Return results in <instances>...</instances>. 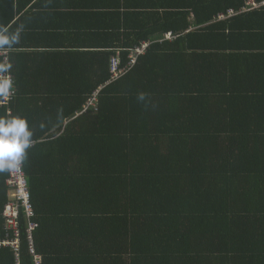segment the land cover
Wrapping results in <instances>:
<instances>
[{
    "label": "trees",
    "instance_id": "trees-1",
    "mask_svg": "<svg viewBox=\"0 0 264 264\" xmlns=\"http://www.w3.org/2000/svg\"><path fill=\"white\" fill-rule=\"evenodd\" d=\"M33 2L0 0V33L18 35L0 46L17 93L0 118L33 131L24 171L39 226L31 244L21 212L19 249L2 245L13 236L0 172V264H264L263 4L175 11L186 17L161 38L48 71L22 63ZM98 91V111L83 114Z\"/></svg>",
    "mask_w": 264,
    "mask_h": 264
},
{
    "label": "crops",
    "instance_id": "crops-1",
    "mask_svg": "<svg viewBox=\"0 0 264 264\" xmlns=\"http://www.w3.org/2000/svg\"><path fill=\"white\" fill-rule=\"evenodd\" d=\"M217 1L34 0L20 17V49L21 53H26L22 63L24 66L25 62L31 63L48 71L54 66L67 71L89 67L88 63L84 65L88 58L98 53L125 51L128 43L144 35L150 39L161 38L156 36L161 32L156 33L155 29L186 17L169 14L189 12V9L209 6ZM227 1H232L235 7L244 3L242 9L258 8L256 3L263 4L264 8V0ZM187 18L190 23L195 19L193 14Z\"/></svg>",
    "mask_w": 264,
    "mask_h": 264
},
{
    "label": "built area",
    "instance_id": "built-area-1",
    "mask_svg": "<svg viewBox=\"0 0 264 264\" xmlns=\"http://www.w3.org/2000/svg\"><path fill=\"white\" fill-rule=\"evenodd\" d=\"M233 13L232 10H229V14ZM224 15L220 16V19H223ZM174 35L167 34L166 40H172ZM142 48H136L134 54L131 56L130 64H134L138 57L142 55ZM0 57H3V62L5 65H9L10 60V51L9 50H0ZM120 60L113 59L111 62V70L114 78L117 79L120 77L122 70H120ZM11 79L13 83V88L15 85V81L13 75L9 72H0V79ZM11 91V94L7 97H4L2 101H0V107H8L13 101H15V97L17 95L16 91ZM98 94L99 91L96 92L92 99L88 102L87 106L84 109L83 114H87L90 111L97 112V104H98ZM24 161L21 166L15 171H8L9 178L7 180V185L11 189L10 193V201L7 203L4 209V218L6 219V227L9 231L12 232V240H7L3 242L4 246H12L15 250L19 249L20 243V222L19 218L21 212L25 215V220L27 221V234L28 240H30L31 244L33 241V232L38 228V223L33 222L32 220L36 217L34 207H32L30 201V191L27 183V176L24 171Z\"/></svg>",
    "mask_w": 264,
    "mask_h": 264
},
{
    "label": "clouds",
    "instance_id": "clouds-1",
    "mask_svg": "<svg viewBox=\"0 0 264 264\" xmlns=\"http://www.w3.org/2000/svg\"><path fill=\"white\" fill-rule=\"evenodd\" d=\"M17 40L18 35L0 33V46L11 45ZM12 88L11 79H0V96H9ZM139 99L143 100L144 95L141 94ZM32 144L33 131L25 118L19 116L0 118V172L17 170Z\"/></svg>",
    "mask_w": 264,
    "mask_h": 264
},
{
    "label": "rangeland",
    "instance_id": "rangeland-1",
    "mask_svg": "<svg viewBox=\"0 0 264 264\" xmlns=\"http://www.w3.org/2000/svg\"><path fill=\"white\" fill-rule=\"evenodd\" d=\"M251 5H253V7H255V5L252 3ZM172 40H174V39H172ZM172 40H169V41H172ZM148 48H149V45H145L142 49V51H141V53H144V52H146L147 50H148ZM131 65H133V64H130V66ZM132 67V66H131ZM134 67V66H133ZM132 67V68H133Z\"/></svg>",
    "mask_w": 264,
    "mask_h": 264
},
{
    "label": "bare ground",
    "instance_id": "bare-ground-1",
    "mask_svg": "<svg viewBox=\"0 0 264 264\" xmlns=\"http://www.w3.org/2000/svg\"><path fill=\"white\" fill-rule=\"evenodd\" d=\"M252 1V0H251ZM256 2V1H255Z\"/></svg>",
    "mask_w": 264,
    "mask_h": 264
}]
</instances>
